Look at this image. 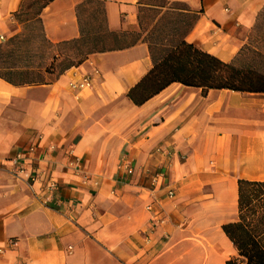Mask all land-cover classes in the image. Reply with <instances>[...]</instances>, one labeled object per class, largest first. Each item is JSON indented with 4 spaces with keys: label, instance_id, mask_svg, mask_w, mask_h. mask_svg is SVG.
<instances>
[{
    "label": "crops",
    "instance_id": "0c3cea01",
    "mask_svg": "<svg viewBox=\"0 0 264 264\" xmlns=\"http://www.w3.org/2000/svg\"><path fill=\"white\" fill-rule=\"evenodd\" d=\"M263 11L264 0H0V264H246L228 223L264 247V217L245 215L238 188L264 182V92L172 81L128 97L165 54L153 26L173 21L170 47L245 68ZM84 75L91 86L73 87Z\"/></svg>",
    "mask_w": 264,
    "mask_h": 264
},
{
    "label": "trees",
    "instance_id": "16d2710c",
    "mask_svg": "<svg viewBox=\"0 0 264 264\" xmlns=\"http://www.w3.org/2000/svg\"><path fill=\"white\" fill-rule=\"evenodd\" d=\"M164 53L149 72L129 89L128 97L133 103H143L172 81L204 89L228 88L235 91L264 92L263 71L257 68H236L202 51L193 43L181 41ZM263 185L264 182H238L241 210L251 204L250 187L259 188ZM223 230L233 240L238 254L246 258V264H264V247L253 237L249 228L241 223H228ZM228 263L237 264L233 261Z\"/></svg>",
    "mask_w": 264,
    "mask_h": 264
},
{
    "label": "rangeland",
    "instance_id": "374dc122",
    "mask_svg": "<svg viewBox=\"0 0 264 264\" xmlns=\"http://www.w3.org/2000/svg\"><path fill=\"white\" fill-rule=\"evenodd\" d=\"M172 22L168 24H162L161 26H153L155 34H153V45L160 51H166L174 43L172 30ZM250 37L243 48L242 59L244 61L245 68L259 69L264 72V11L261 13L254 29L250 33ZM250 206L247 208L245 215L253 214L256 217L257 210L260 217L264 215V185L257 187H250ZM249 210V211H248Z\"/></svg>",
    "mask_w": 264,
    "mask_h": 264
},
{
    "label": "built area",
    "instance_id": "2783aa9c",
    "mask_svg": "<svg viewBox=\"0 0 264 264\" xmlns=\"http://www.w3.org/2000/svg\"><path fill=\"white\" fill-rule=\"evenodd\" d=\"M0 39L2 40L3 37L0 36ZM72 86L73 87L75 86V87H78V88L90 87L91 86V78L88 75H84L79 82H77L76 84H72ZM169 196L172 197V192H169Z\"/></svg>",
    "mask_w": 264,
    "mask_h": 264
}]
</instances>
